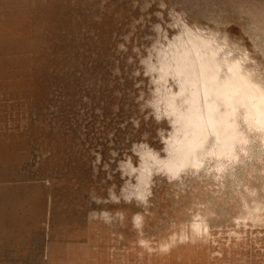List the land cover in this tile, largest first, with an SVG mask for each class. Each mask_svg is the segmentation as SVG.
Segmentation results:
<instances>
[{"label": "rangeland", "instance_id": "obj_1", "mask_svg": "<svg viewBox=\"0 0 264 264\" xmlns=\"http://www.w3.org/2000/svg\"><path fill=\"white\" fill-rule=\"evenodd\" d=\"M4 264H264V0H0Z\"/></svg>", "mask_w": 264, "mask_h": 264}, {"label": "crops", "instance_id": "obj_2", "mask_svg": "<svg viewBox=\"0 0 264 264\" xmlns=\"http://www.w3.org/2000/svg\"><path fill=\"white\" fill-rule=\"evenodd\" d=\"M5 233L2 220L0 219V264H4Z\"/></svg>", "mask_w": 264, "mask_h": 264}]
</instances>
